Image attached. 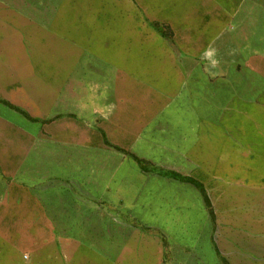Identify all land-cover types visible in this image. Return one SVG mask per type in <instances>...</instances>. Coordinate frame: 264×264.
Returning a JSON list of instances; mask_svg holds the SVG:
<instances>
[{
  "label": "rangeland",
  "instance_id": "1",
  "mask_svg": "<svg viewBox=\"0 0 264 264\" xmlns=\"http://www.w3.org/2000/svg\"><path fill=\"white\" fill-rule=\"evenodd\" d=\"M0 43V79L37 82L0 87L6 139L86 148L67 222L47 214L28 248L48 264H264V0H0ZM62 78L82 92L57 100Z\"/></svg>",
  "mask_w": 264,
  "mask_h": 264
},
{
  "label": "crops",
  "instance_id": "2",
  "mask_svg": "<svg viewBox=\"0 0 264 264\" xmlns=\"http://www.w3.org/2000/svg\"><path fill=\"white\" fill-rule=\"evenodd\" d=\"M53 4L54 3H52L49 9L53 7ZM22 19L31 26L33 24L35 25L38 18L36 15L26 13V16ZM34 37H32V41H29V49L26 48V52H33L35 50L36 40ZM3 40V49L5 48L4 50H6L8 54L19 53L18 41L20 39L18 36L13 35L11 38L4 36ZM18 62H21V60ZM19 65L26 67L25 64ZM0 80V87H4V89L5 86L9 87L15 84H19V86L24 84H28L29 86L30 84H37L36 79L5 77ZM62 80L64 89L60 94L56 93L59 94L57 100L62 97L64 101L68 86L71 90L76 89L82 92L81 85H83V82L72 83L73 78H62ZM47 82L49 81H45V83ZM50 82H52V80H50ZM55 83L58 84V82ZM74 84L76 86L75 88L72 87ZM29 91V96L25 95L23 98L27 100H31V98L32 100L36 99V91L31 88H29ZM80 99L78 98V101ZM83 107L84 101L82 100L80 105L77 104L76 107L73 106L71 109L72 111L73 109L79 110V108L81 109ZM54 143H56V145L49 146L46 142V148H44L46 155L38 157L36 152L37 141L31 140L30 131L19 130L17 134L15 132L13 139L8 140L0 130V264H48L47 261H50L52 256L40 254L36 252L35 248H28L26 243L30 238H34L38 234L41 236V233L37 230L53 227L52 216L47 214L60 212L62 217L64 216L65 222H67L69 218L68 181L70 165L77 166L76 170L79 173L77 180L83 182L89 179L85 176L84 165L86 164V148L84 142L79 143V141H77L72 143V146L69 145L70 143H68V141L65 143ZM70 147H72L73 150L75 149V153L80 156L77 155L76 159H70L72 157H70L68 153ZM92 158H95L94 163H96V157ZM102 163H105V161H102ZM6 164L11 166L7 167V170L4 167ZM97 172L98 171L93 172L92 179L94 181H102L104 176L100 175L99 178L96 175ZM5 176L12 178L9 181L13 183H6ZM36 176L42 181H46V179L49 178V181L64 182V192L61 189V192L58 193L52 191L51 188H48L46 192L31 191L29 183L33 181L32 178H36ZM40 183L42 186L41 189L44 190L46 188L44 185L45 182L43 181ZM59 196L61 197L59 204L62 202L60 207L56 205L57 197ZM55 197L56 204L53 206ZM67 226L68 224L65 223V228H67Z\"/></svg>",
  "mask_w": 264,
  "mask_h": 264
}]
</instances>
